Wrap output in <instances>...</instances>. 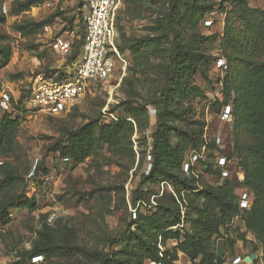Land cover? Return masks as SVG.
<instances>
[{
	"label": "rangeland",
	"instance_id": "1",
	"mask_svg": "<svg viewBox=\"0 0 264 264\" xmlns=\"http://www.w3.org/2000/svg\"><path fill=\"white\" fill-rule=\"evenodd\" d=\"M179 1L182 14L194 1L211 8L197 23L191 17L171 23L164 17L168 0H120L115 20L125 73L89 85L70 110L54 116L32 113L22 100L37 73L71 72L81 53L85 0H0V92L10 93L7 112L19 119L6 143L8 152L0 154V178L11 173L20 180L0 193V264H109L103 261L106 255L126 264H233L235 256L245 259L239 264H264V185L257 190L255 178L236 192L251 191L258 204L232 214L205 192L224 182L209 149L190 173L182 164L170 175L156 171L143 181L165 98L171 125L208 143L220 136V150L238 161L239 154L251 157L237 149L242 127L237 123V136L233 107L257 118L256 136L264 141L259 126L264 118V0ZM56 35L74 43L68 57L52 50ZM176 35L207 57L195 59L197 70L180 77L170 59ZM129 106L134 116L125 112ZM123 120L133 129L107 136V129ZM88 129L93 148L83 161L53 150ZM192 149L193 142H187L183 161ZM39 164L38 174L30 176ZM163 180L184 205V223L174 221L180 203L162 190ZM15 196L17 202L32 199L36 209L13 206L4 212ZM45 224L57 245L30 257L27 251Z\"/></svg>",
	"mask_w": 264,
	"mask_h": 264
},
{
	"label": "trees",
	"instance_id": "2",
	"mask_svg": "<svg viewBox=\"0 0 264 264\" xmlns=\"http://www.w3.org/2000/svg\"><path fill=\"white\" fill-rule=\"evenodd\" d=\"M170 10L169 13H166L164 15L165 19L169 20V22L181 21L183 18L191 17L194 20L196 19V23L198 20L204 15L205 9L210 7V4L198 3L196 1L192 2L191 4H187L184 13L182 14V9L184 7L183 3H181L179 0H168ZM85 3V2H84ZM212 6V5H211ZM211 8V7H210ZM263 15H264V8H263ZM84 18V15H83ZM84 33H85V27H84ZM84 33L82 35L80 47L82 50V46L84 43ZM123 36H126L124 33H122ZM120 36V35H119ZM192 40V39H191ZM193 40H195L193 38ZM146 42V41H145ZM147 45H150V43H147ZM74 43L72 45V50ZM193 45L190 43L181 44V40L179 36H175L173 39V50L170 54V59L172 62V66L177 69V75L180 77V74L184 71H196V65L194 63L195 59H206L207 57L201 53H197L195 51H192L190 48H192ZM120 48V45H119ZM131 48V47H129ZM48 74V73H47ZM51 75V74H48ZM64 74H58V77H63ZM166 91V89H165ZM164 91V92H165ZM228 104V103H226ZM230 106V105H227ZM234 113L236 115V118L234 116V121L236 123V135L238 136L239 127L237 126V123L241 121V127L242 132L240 133L242 137V143L240 145H237V149L240 151L243 150L246 155L251 157V160H245L241 154H239V165L242 167L244 173H245V182L243 184H240L235 178L230 179L226 178L223 181V185L218 190H206L205 192L208 194L209 197L214 198L218 205L221 207L222 210L225 209V214H232L233 212H238L240 210H247V209H241L239 205V197L241 192H236L237 186L242 185H248L252 184V179H256L257 187L259 190L262 185H264V141H259L256 136V131L254 129L256 125L257 118H254V115L249 112L247 114H241L238 107H233ZM167 101L166 98L161 101L160 108L157 116V125L156 129L152 133V141L150 144V150L149 153L152 157L151 159V169L148 172L147 176L143 177V181L149 180L154 176V173L156 171H160L163 173H166L168 175L171 174L172 171L178 170L181 168L183 164V156L185 153V145L187 142L192 141L193 145L196 147V149H192L191 151H200L204 145H206V148L212 151V154H214L215 150H220L219 145L216 143V141L210 140L206 141V139H200L196 140L193 134H190L188 131H185L182 128L174 127V125H171L167 121ZM0 111H2V108L0 107ZM125 112H128L129 114L135 115V108L134 107H125ZM1 113V112H0ZM19 125V119L16 117H13L11 113L7 111H3V114H0V154H6L8 152L6 143L11 139L14 132L17 130V127ZM260 128L264 132V118L260 120L259 124ZM132 130L133 125L130 121L123 120L118 121L116 125H114L112 128L107 129V136L110 135H116L120 133L122 130ZM91 129L82 131V132H76L73 133L72 139L70 140L69 145H57L54 147V151L61 152V155H63L66 158H73L77 162L83 161L85 158H87L92 151L93 146V137L92 133L90 132ZM173 134H176V141L173 140ZM184 139V141H182ZM210 145V147H209ZM198 149V150H197ZM228 154V153H225ZM232 156H235V154H230ZM38 166V165H37ZM36 166V167H37ZM40 164L38 168H34L33 174L31 176L35 177L36 173L38 174L40 170ZM215 171L220 175L219 169H215ZM254 176V177H252ZM252 178V179H251ZM165 181V180H163ZM183 183L189 187H193L192 185H189L186 180L183 181ZM20 184V180L18 177H16L14 174H7V176L0 178V193H3L5 191H9L14 189L16 186ZM242 191V190H241ZM251 192V191H250ZM253 194V193H252ZM254 196V195H253ZM139 197L135 196L134 199H137ZM18 198V197H17ZM258 197L254 200L253 205L250 208H253L258 204ZM231 203L233 204V207L230 208ZM16 206L20 208H29L31 210L36 209V204L32 201V199L26 198L24 201H16V196L11 199V201L6 205V209L4 212H6L9 208ZM249 209V208H248ZM174 213V221H179L181 218L180 210L173 211ZM144 246L148 249H151L150 243L147 240H142ZM55 237L53 230L48 227L46 224L44 225L43 229L39 233L38 239L34 242L33 246L27 251V254L31 257H37L41 254H46L48 250L56 246ZM154 258H158L155 256ZM104 262H109V264H126L125 262L121 261H115L113 258L109 259V257L104 256ZM11 264H23L21 261H16Z\"/></svg>",
	"mask_w": 264,
	"mask_h": 264
},
{
	"label": "built area",
	"instance_id": "3",
	"mask_svg": "<svg viewBox=\"0 0 264 264\" xmlns=\"http://www.w3.org/2000/svg\"><path fill=\"white\" fill-rule=\"evenodd\" d=\"M119 2L120 0H85L84 43L77 62L71 72L61 78L58 75H48L46 72L37 73L22 100V105L26 110L36 114L62 115L83 96L89 85L106 81L119 71H123L122 74L125 73L126 62L120 55L119 32L115 20ZM206 22L211 24V21ZM72 45V40L64 35H56L51 43L52 50L62 57L71 55ZM11 106V95L3 89L0 92V107L7 111ZM214 140L221 147V137H214ZM206 151V145L200 151H191L183 162L184 171L187 173L193 171V167L205 156ZM214 154V168L219 169L221 179L235 178L240 184L245 182V173L235 156L225 154L221 150H215ZM151 159L148 153L146 173L151 169ZM32 174L33 171L30 176ZM161 187L162 190L170 191L180 203V219L184 223L186 210L172 185L168 181H162ZM253 202L252 192L243 189L239 197L240 208L248 209ZM243 260L245 259L235 256L233 264H239Z\"/></svg>",
	"mask_w": 264,
	"mask_h": 264
},
{
	"label": "water",
	"instance_id": "4",
	"mask_svg": "<svg viewBox=\"0 0 264 264\" xmlns=\"http://www.w3.org/2000/svg\"><path fill=\"white\" fill-rule=\"evenodd\" d=\"M252 258H254V255H252L251 257H246V261L250 262L252 260Z\"/></svg>",
	"mask_w": 264,
	"mask_h": 264
}]
</instances>
